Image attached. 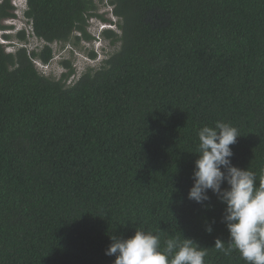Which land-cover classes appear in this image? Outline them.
Segmentation results:
<instances>
[{"label": "trees", "instance_id": "obj_1", "mask_svg": "<svg viewBox=\"0 0 264 264\" xmlns=\"http://www.w3.org/2000/svg\"><path fill=\"white\" fill-rule=\"evenodd\" d=\"M108 2L118 32L103 35L119 48L71 83L68 61L57 80L35 62L75 33L92 39L93 0H25L39 48L7 51L2 34L0 264H112L109 235L136 226L162 250L191 238L207 247L205 264H246L214 247L228 240L216 195L205 208L187 193L197 132L217 121L238 129L232 164L264 182V0ZM15 17L0 0V21Z\"/></svg>", "mask_w": 264, "mask_h": 264}, {"label": "clouds", "instance_id": "obj_2", "mask_svg": "<svg viewBox=\"0 0 264 264\" xmlns=\"http://www.w3.org/2000/svg\"><path fill=\"white\" fill-rule=\"evenodd\" d=\"M238 129L217 121L204 125L198 132L197 158L194 161L192 185L187 197L207 208L208 192L224 205L222 222L228 231L225 241L216 238L214 247L224 255L238 251L246 264H264V182L257 184L249 168L232 164L231 145L239 137ZM227 187H222V184ZM214 223V221H213ZM205 230L212 231L211 224ZM105 255L113 256L112 264H205L207 247L191 238H171L161 249L160 236L137 226L131 236L109 235Z\"/></svg>", "mask_w": 264, "mask_h": 264}, {"label": "rangeland", "instance_id": "obj_3", "mask_svg": "<svg viewBox=\"0 0 264 264\" xmlns=\"http://www.w3.org/2000/svg\"><path fill=\"white\" fill-rule=\"evenodd\" d=\"M108 1L93 0L95 4L94 12L98 16L89 18L87 23V31L92 39L85 40L81 36L77 42L75 35H80L75 33L68 42L51 44L53 57L50 62L46 65L38 61L35 62V66L41 74L52 79H60L61 75L68 70L63 62L68 61L75 70L74 75L68 78L66 82L71 83L76 81L87 70L93 71L100 68L104 60L119 48V43L113 44L110 38L103 35V30L106 28H111L118 32L116 25L111 24L117 23V18L113 16L112 6ZM11 2L15 8L16 17L0 21V24L12 26V29H0V42H4L2 34L6 33L10 36L9 41L4 42L7 51H14L20 46H26L28 49L41 47L44 44L43 41L31 35L30 24L24 16V11L26 10L25 0H11ZM21 30L25 33V41H20L17 37V33ZM92 53L95 55L94 57L91 56Z\"/></svg>", "mask_w": 264, "mask_h": 264}]
</instances>
